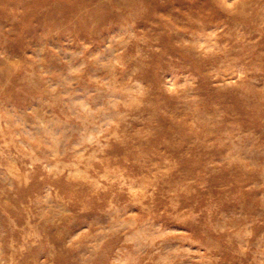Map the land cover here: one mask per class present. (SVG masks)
<instances>
[{
    "label": "clouds",
    "instance_id": "9594fccd",
    "mask_svg": "<svg viewBox=\"0 0 264 264\" xmlns=\"http://www.w3.org/2000/svg\"><path fill=\"white\" fill-rule=\"evenodd\" d=\"M0 264H264V0H0Z\"/></svg>",
    "mask_w": 264,
    "mask_h": 264
}]
</instances>
